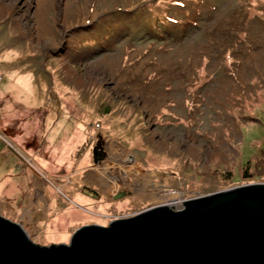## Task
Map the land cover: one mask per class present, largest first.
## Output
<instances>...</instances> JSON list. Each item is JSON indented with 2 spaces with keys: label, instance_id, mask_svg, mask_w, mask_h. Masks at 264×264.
I'll use <instances>...</instances> for the list:
<instances>
[{
  "label": "rangeland",
  "instance_id": "1",
  "mask_svg": "<svg viewBox=\"0 0 264 264\" xmlns=\"http://www.w3.org/2000/svg\"><path fill=\"white\" fill-rule=\"evenodd\" d=\"M220 1L186 20L172 0H0V216L68 243L82 225L264 183V0Z\"/></svg>",
  "mask_w": 264,
  "mask_h": 264
},
{
  "label": "water",
  "instance_id": "2",
  "mask_svg": "<svg viewBox=\"0 0 264 264\" xmlns=\"http://www.w3.org/2000/svg\"><path fill=\"white\" fill-rule=\"evenodd\" d=\"M97 140L92 161L104 157ZM165 204L39 245L0 216V264H264V183Z\"/></svg>",
  "mask_w": 264,
  "mask_h": 264
},
{
  "label": "trees",
  "instance_id": "3",
  "mask_svg": "<svg viewBox=\"0 0 264 264\" xmlns=\"http://www.w3.org/2000/svg\"><path fill=\"white\" fill-rule=\"evenodd\" d=\"M192 0H172V2L174 3V4H176L177 6H181V7H183V12L185 13V18H186V20L187 19H189V18H187L186 17V15L188 14V13H190L189 12V10H190V8L193 6V4L196 6V8H195V10H198V8H202V7H206L207 6V4L209 3V4H214L215 2H217V1H219V0H193V1H198L197 3H194V2H191ZM221 2H224V0H221L220 1V3ZM193 12V11H192ZM191 12V13H192ZM195 16V15H194ZM183 20V19H182ZM167 21H170V22H177L178 20L176 19V20H174L173 21V16H168V18H167ZM164 22V23H162L161 25H163L162 26V28H164V27H167V26H169V24H168V22ZM181 35H185L186 34V32H187V28H186V24H182L181 25V28H180V31H178ZM97 125H98V123H97ZM81 147H83V143L79 146V148H81ZM263 147V146H262ZM261 147V148H262ZM79 148H77L76 150H75V152L79 149ZM81 151H83V148L79 151V156H82V154L84 153V151L83 152H81ZM74 152V153H75ZM74 155H76V154H72V156H74Z\"/></svg>",
  "mask_w": 264,
  "mask_h": 264
},
{
  "label": "bare ground",
  "instance_id": "4",
  "mask_svg": "<svg viewBox=\"0 0 264 264\" xmlns=\"http://www.w3.org/2000/svg\"><path fill=\"white\" fill-rule=\"evenodd\" d=\"M24 130L23 129H21L20 127H18V130H17V135H16V137L19 139L18 140V145H21V146H23L24 145V143H26V141L24 140V138H20L19 137V135L20 134H22V132H23ZM4 133H5V135L7 136V138L9 139L10 137L8 136V135H10V131H8V130H4ZM25 135H27V132L25 133ZM28 135H30V133L28 134ZM23 137V136H22ZM4 144H5V146L7 147V148H9V149H14V147L11 145V143L9 142V141H6V142H4ZM12 147V148H11ZM18 155H20V154H18ZM19 157H21V158H23L22 156H19ZM101 161V160H100ZM99 163V161L98 162H96V164H98ZM29 164L31 165V166H33L34 164H33V162L30 160L29 161ZM42 170V171H41ZM41 172L40 171H38V170H36L37 171V173L39 172V174L40 175H42V180L44 181V182H47V184H48V186L50 187V188H52V187H54V189H55V191H57V189H56V185H55V183L52 181V179H51V177H50V174L48 173V168L46 169V170H43L42 168H41ZM35 171V172H36ZM37 175V174H36ZM51 179V180H49V179ZM54 178V177H53ZM57 177H55V179L54 180H57L56 179ZM95 190L94 188H92V187H89V190ZM58 193H59V191H57ZM54 219H56V217L54 218ZM57 219H58V217H57Z\"/></svg>",
  "mask_w": 264,
  "mask_h": 264
},
{
  "label": "crops",
  "instance_id": "5",
  "mask_svg": "<svg viewBox=\"0 0 264 264\" xmlns=\"http://www.w3.org/2000/svg\"><path fill=\"white\" fill-rule=\"evenodd\" d=\"M1 128H2V127H1ZM2 129H3V130H1L2 132H4V130H8L7 128L4 129V127H3ZM17 130H18V128H17L16 130L14 129V132H15L16 134H17ZM10 133H11V132H10ZM26 141H27V145H26V147L37 148L38 145L34 146L35 144H37V142H36L37 139L35 138V136H34L33 133H30V135H28V138L26 139ZM46 143H47V141H46ZM46 143H45V141H44V144H46ZM78 145H79V142H78V143L72 142V143L70 144L69 148H68L67 150H64L63 152H64V153H66V152L68 153V152L70 151L69 155L72 156V154H73V153L75 152V150L77 149ZM71 147H73V148L71 149ZM60 150H61V149L56 148V150L54 151V154L60 156V154H59ZM45 153H47V154H45ZM45 153L43 152V155H42V156H49L50 151L47 149V150L45 151ZM24 155H26V154H24ZM26 156H32V155H28V154H27ZM31 161H32V160H31ZM43 170H44V169H43ZM35 176L37 177L36 173H35ZM44 184H46V182H44L43 180H42V181H39V186H43ZM39 189H40V187H39ZM51 189H52V188L49 187V191H50ZM39 192H40V194H39ZM39 192H37L36 195H38L39 198L42 199V192H41V190H39ZM25 211H26V210H25Z\"/></svg>",
  "mask_w": 264,
  "mask_h": 264
},
{
  "label": "flooded vegetation",
  "instance_id": "6",
  "mask_svg": "<svg viewBox=\"0 0 264 264\" xmlns=\"http://www.w3.org/2000/svg\"><path fill=\"white\" fill-rule=\"evenodd\" d=\"M98 140V139H97ZM96 140V141H97ZM96 143V142H95ZM100 143H102L103 145H104V143L102 142V141H100ZM102 145V146H103ZM103 149H104V146H103ZM105 156V155H104ZM104 158V157H103ZM102 160L103 159H101V162H102ZM116 181H119V182H121V180L119 179V180H116ZM120 190H117V192H115L114 193V195H118V193H120V191H123L122 192V194H125V195H127V197H129V196H134V195H137V193H138V190H136V189H134L133 187L131 188V187H127V186H125L124 184H121L120 185ZM124 195V196H125ZM127 215H125V216H118V217H113V218H111V219H118V218H121V217H126Z\"/></svg>",
  "mask_w": 264,
  "mask_h": 264
}]
</instances>
